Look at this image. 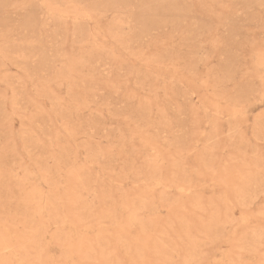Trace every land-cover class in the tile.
<instances>
[{"label":"rangeland","instance_id":"rangeland-1","mask_svg":"<svg viewBox=\"0 0 264 264\" xmlns=\"http://www.w3.org/2000/svg\"><path fill=\"white\" fill-rule=\"evenodd\" d=\"M0 264H264V0H0Z\"/></svg>","mask_w":264,"mask_h":264}]
</instances>
